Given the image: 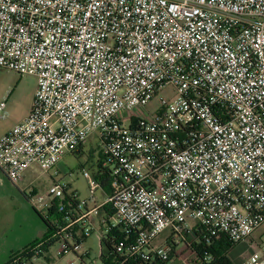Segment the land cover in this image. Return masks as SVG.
I'll return each mask as SVG.
<instances>
[{
	"label": "built area",
	"instance_id": "2783aa9c",
	"mask_svg": "<svg viewBox=\"0 0 264 264\" xmlns=\"http://www.w3.org/2000/svg\"><path fill=\"white\" fill-rule=\"evenodd\" d=\"M0 68L37 77L29 114L0 137L10 181L50 172L93 134L115 181L107 192L84 165L85 200L58 182L28 190L40 217L52 221L54 203L64 217L11 264L50 242L90 264V237L100 259L113 239L114 264H168L171 237L199 236L264 264V0H0Z\"/></svg>",
	"mask_w": 264,
	"mask_h": 264
},
{
	"label": "rangeland",
	"instance_id": "374dc122",
	"mask_svg": "<svg viewBox=\"0 0 264 264\" xmlns=\"http://www.w3.org/2000/svg\"><path fill=\"white\" fill-rule=\"evenodd\" d=\"M36 88L37 77L35 75L28 73L21 74L14 70L0 68V103L6 101L5 110L0 111V135L4 131L12 128L28 113L33 103ZM173 94L174 89L172 86L162 89L147 103V110L150 112L158 110L161 105L160 97L170 98ZM96 148H99V139L96 134H93L82 148L81 153H65L59 165L50 172L29 171L33 190L38 193H45L54 182H58L67 186L69 193L77 192L80 199H87V184L79 171L80 167L84 165L92 172L96 169L95 163L99 158L95 151ZM27 188L28 186L25 189ZM0 190L5 191L0 195V238H4L7 236L6 232L8 230L5 228L9 225L12 226L14 223H18L17 216L20 211H22V219L28 224L31 223L32 215H36L37 217V214L33 210V207L30 206L29 210L24 207L25 204L22 202V199L24 201V197L19 188L9 182L1 171ZM38 219L37 217V221H39ZM262 233L263 228L257 230L254 233V237L259 238ZM170 234V230L165 231L155 239L154 244L168 242ZM91 240L93 250L91 251L90 259L86 260L88 263L93 264V260L97 258L98 249L95 245L94 237ZM188 241L190 242V239ZM175 248V253L169 261V264H195L194 252H192L190 247H187L184 243H180ZM59 251L60 244L56 242L50 247L48 253L40 259H34L32 264H71V260H75L76 264H83L81 258L75 253H67L59 257ZM104 252L106 253L105 248ZM96 264L104 263L100 258H97Z\"/></svg>",
	"mask_w": 264,
	"mask_h": 264
},
{
	"label": "trees",
	"instance_id": "16d2710c",
	"mask_svg": "<svg viewBox=\"0 0 264 264\" xmlns=\"http://www.w3.org/2000/svg\"><path fill=\"white\" fill-rule=\"evenodd\" d=\"M81 151H77L74 153L78 154L81 153ZM103 159L104 157L100 155L97 162L95 163L96 169L93 171V174L102 183V186H104L105 190L107 192H111L115 188L114 187L115 181L113 176L111 175L112 168L111 166L103 167L102 166ZM63 202L65 203L66 208L74 209L76 207L77 209L78 200L71 197V195H67L66 198L63 200ZM49 214L51 216L50 220L52 221L62 219L64 217V214L57 209L56 203H54V206L51 209H49ZM43 220L47 225L46 234L34 240L31 244L24 247L23 249L13 252L9 258L8 264H11V259L13 258L14 255L19 254L22 251L29 249L30 247H33L39 241L46 240L51 237V235L53 234L52 221H48L46 219ZM112 240L110 239L103 240L104 248L106 249V253L104 252L102 257V261L104 262V264H114L115 261L119 259L120 255L115 251ZM170 241L173 244L172 257L176 250L175 247L180 243H184L185 245H187V247L191 248L192 252H194L195 264H236L231 254L232 244L226 237H223L219 240L208 242L207 240L199 236L198 240L193 241L190 244H188L186 241H181L180 243H176L173 237H171ZM51 246H52V242L48 243L45 246L44 252L40 255V257L48 253Z\"/></svg>",
	"mask_w": 264,
	"mask_h": 264
},
{
	"label": "crops",
	"instance_id": "0c3cea01",
	"mask_svg": "<svg viewBox=\"0 0 264 264\" xmlns=\"http://www.w3.org/2000/svg\"><path fill=\"white\" fill-rule=\"evenodd\" d=\"M35 92H36V90H35ZM34 95H35V93H34ZM31 107H30L28 113L25 116H23L20 121H22L29 114V112L31 110ZM10 129L4 131L0 135V137L4 133L9 131ZM5 177L9 180V178L6 175H5ZM9 182H11L13 185H15L16 187L19 188L20 192L22 193V195L24 197V201L22 199V202L25 204L24 207L28 208V210L30 209V206L33 207L32 204L29 202V200L27 198V194H26V192L28 190L33 188L32 187V180H31V177L29 175V172L26 173L24 179L20 183L15 184V183H13L10 180H9ZM27 186H28V188L25 189ZM4 192L5 191L0 190V195H2ZM34 192H36V191L34 190ZM33 210L37 214V217L39 218L38 219L39 221H37L36 215H32L31 223H29V224L26 223L24 221V219H22V211H20L18 216H17L18 223H14L12 226L9 225V226H7L5 228L6 230L8 229L7 232H6L7 236L4 237V238H0V264H8V261H9V258H10V254L12 253V251L13 252L14 251H19V250L23 249L24 247L28 246L29 244H31L34 240H36V239L42 237L44 234H46L47 225L45 224L43 218L40 217V215L36 212V210L34 208H33ZM91 239H92V237L88 238L85 241V243H84V248H86V249H88L90 251V255L89 256H91V251L93 250V248H92V240ZM96 243H97V240H95V245H96ZM42 257L43 256H41V257H39L37 259H40Z\"/></svg>",
	"mask_w": 264,
	"mask_h": 264
}]
</instances>
